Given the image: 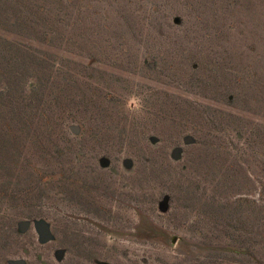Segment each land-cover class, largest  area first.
Instances as JSON below:
<instances>
[{"label": "rangeland", "instance_id": "1", "mask_svg": "<svg viewBox=\"0 0 264 264\" xmlns=\"http://www.w3.org/2000/svg\"><path fill=\"white\" fill-rule=\"evenodd\" d=\"M16 261L264 264V0H0Z\"/></svg>", "mask_w": 264, "mask_h": 264}, {"label": "water", "instance_id": "2", "mask_svg": "<svg viewBox=\"0 0 264 264\" xmlns=\"http://www.w3.org/2000/svg\"><path fill=\"white\" fill-rule=\"evenodd\" d=\"M23 226V228L26 226V224H24V225H22ZM40 235H41V239L43 240V241H47V240H49L51 237H52V235L50 234V232H49V230H48V228H47V226H42V227H40ZM176 241V238H173V242H175ZM13 264H23V262H19V261H16L15 263H13Z\"/></svg>", "mask_w": 264, "mask_h": 264}]
</instances>
